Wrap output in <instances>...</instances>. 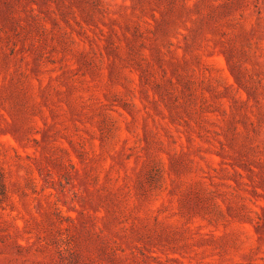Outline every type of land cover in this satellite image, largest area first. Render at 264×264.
I'll return each instance as SVG.
<instances>
[{"label": "rangeland", "instance_id": "1", "mask_svg": "<svg viewBox=\"0 0 264 264\" xmlns=\"http://www.w3.org/2000/svg\"><path fill=\"white\" fill-rule=\"evenodd\" d=\"M0 264H264V0H0Z\"/></svg>", "mask_w": 264, "mask_h": 264}]
</instances>
